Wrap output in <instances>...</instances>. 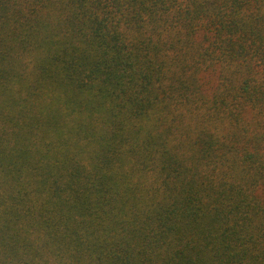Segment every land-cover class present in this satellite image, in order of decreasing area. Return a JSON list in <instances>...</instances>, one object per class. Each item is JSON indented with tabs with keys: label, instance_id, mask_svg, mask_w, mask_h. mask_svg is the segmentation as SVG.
I'll use <instances>...</instances> for the list:
<instances>
[{
	"label": "trees",
	"instance_id": "trees-1",
	"mask_svg": "<svg viewBox=\"0 0 264 264\" xmlns=\"http://www.w3.org/2000/svg\"><path fill=\"white\" fill-rule=\"evenodd\" d=\"M0 264H264V0H0Z\"/></svg>",
	"mask_w": 264,
	"mask_h": 264
}]
</instances>
